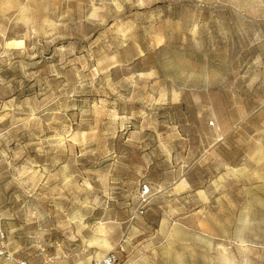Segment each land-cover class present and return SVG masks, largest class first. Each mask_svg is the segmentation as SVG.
<instances>
[{
  "label": "rangeland",
  "instance_id": "obj_1",
  "mask_svg": "<svg viewBox=\"0 0 264 264\" xmlns=\"http://www.w3.org/2000/svg\"><path fill=\"white\" fill-rule=\"evenodd\" d=\"M0 249L264 264V0H0Z\"/></svg>",
  "mask_w": 264,
  "mask_h": 264
},
{
  "label": "built area",
  "instance_id": "obj_2",
  "mask_svg": "<svg viewBox=\"0 0 264 264\" xmlns=\"http://www.w3.org/2000/svg\"><path fill=\"white\" fill-rule=\"evenodd\" d=\"M149 194V189L144 186L141 191V203L139 207L134 212L133 219H136L137 217L141 216L145 212V206L147 203V197ZM119 251L118 250H111L110 252L103 255L100 259L94 260L91 264H121L120 258H119ZM0 257L4 259L6 262L13 261V258L10 254H8L6 251L0 249ZM16 264H27L26 261H15Z\"/></svg>",
  "mask_w": 264,
  "mask_h": 264
}]
</instances>
